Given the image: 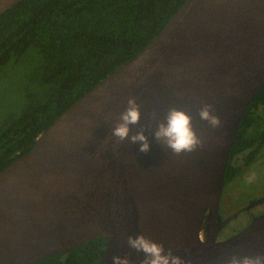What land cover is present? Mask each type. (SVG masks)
<instances>
[{
  "label": "water",
  "instance_id": "obj_1",
  "mask_svg": "<svg viewBox=\"0 0 264 264\" xmlns=\"http://www.w3.org/2000/svg\"><path fill=\"white\" fill-rule=\"evenodd\" d=\"M18 1L0 0V14ZM263 88L264 0H185L140 54L0 171V264H32L99 237L106 239L99 264L125 254L140 264L143 253L127 237L141 233L189 264L264 252V215L223 242L214 221L234 140ZM129 97L141 106L130 135L143 130L148 152L112 137ZM204 104L213 105L219 128L200 119ZM171 107L192 116L202 148L176 156L154 139Z\"/></svg>",
  "mask_w": 264,
  "mask_h": 264
},
{
  "label": "trees",
  "instance_id": "obj_2",
  "mask_svg": "<svg viewBox=\"0 0 264 264\" xmlns=\"http://www.w3.org/2000/svg\"><path fill=\"white\" fill-rule=\"evenodd\" d=\"M185 0H21L0 14V72L34 46L39 89L0 130V171L34 146L38 136L111 72L134 59ZM264 88L240 124L231 156L264 142ZM250 134V136H247ZM248 142V143H247ZM257 148L244 154L254 161ZM232 164L227 165L225 181ZM106 239L32 264H99Z\"/></svg>",
  "mask_w": 264,
  "mask_h": 264
},
{
  "label": "clouds",
  "instance_id": "obj_3",
  "mask_svg": "<svg viewBox=\"0 0 264 264\" xmlns=\"http://www.w3.org/2000/svg\"><path fill=\"white\" fill-rule=\"evenodd\" d=\"M142 62H137L132 67V71H136L141 66ZM97 111H102L100 102L94 105ZM214 107L211 104H204L199 109V117L201 120L207 121L213 128H219L222 121L218 115L213 114ZM153 118H156V113H153ZM141 119V106L137 103L136 97H129L127 107L120 113L116 119L115 126L112 129V137L116 138V142L120 143L125 140H130L131 143H140V151L148 152L150 144L148 137L143 130L130 135L131 125L138 124ZM192 116L184 109L171 107L168 109L164 119L158 123L154 131V139L158 141L164 148L170 149L176 156L185 153H192L198 148L204 146V139L195 131L192 123ZM85 124L89 123L87 120ZM249 182L254 177H249ZM128 246L137 253H143V259L140 264H189L179 255L174 254L171 247L165 248L164 243L156 242L144 234L127 237ZM112 264H132L129 259V254L112 257ZM220 264H264V252H259L255 255L238 254L231 255L230 258L224 259Z\"/></svg>",
  "mask_w": 264,
  "mask_h": 264
},
{
  "label": "flooded vegetation",
  "instance_id": "obj_4",
  "mask_svg": "<svg viewBox=\"0 0 264 264\" xmlns=\"http://www.w3.org/2000/svg\"><path fill=\"white\" fill-rule=\"evenodd\" d=\"M260 111L263 113V124L261 123L259 127L264 129V107H261ZM247 136H250V134H247ZM258 145L259 149L248 143L246 149L230 156L228 164L230 162L232 164L231 174L229 179L224 181L218 210V217L221 219L217 217L214 220L217 231L216 242H223L235 236L246 229L255 218L264 215V194H257L246 199L243 203H239L245 193L243 190L245 186L241 184V181L252 177L253 172H257L259 177L264 178V142ZM254 148H257V155L254 161L251 162L245 158L244 154L253 152ZM239 192L240 194H237ZM233 207L236 208L231 211ZM206 215H208V212ZM235 222L237 223L234 224Z\"/></svg>",
  "mask_w": 264,
  "mask_h": 264
},
{
  "label": "rangeland",
  "instance_id": "obj_5",
  "mask_svg": "<svg viewBox=\"0 0 264 264\" xmlns=\"http://www.w3.org/2000/svg\"><path fill=\"white\" fill-rule=\"evenodd\" d=\"M41 59L38 49L32 46L26 53L14 58L1 70L0 130L6 122L19 115L29 98L39 89L38 75L35 74V71L39 68ZM252 177L254 179L250 182L248 178L241 181V184L245 186L243 189L245 193L239 203H243L246 199L257 194H264V178L259 177L257 172H253ZM235 208L233 207L231 211Z\"/></svg>",
  "mask_w": 264,
  "mask_h": 264
}]
</instances>
